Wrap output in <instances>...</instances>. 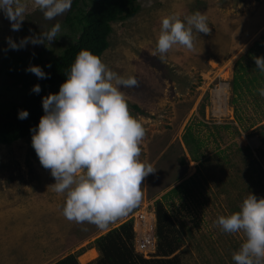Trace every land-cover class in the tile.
I'll use <instances>...</instances> for the list:
<instances>
[{
  "label": "rangeland",
  "instance_id": "374dc122",
  "mask_svg": "<svg viewBox=\"0 0 264 264\" xmlns=\"http://www.w3.org/2000/svg\"><path fill=\"white\" fill-rule=\"evenodd\" d=\"M138 3L136 15L112 23L101 59L118 74L138 80L122 91L145 129L139 158L156 170L142 181L141 203L104 228L70 221L63 215L66 194L49 187L55 178L41 165L32 133L1 143L0 264H52L69 254L80 264L90 263L100 254L94 242L98 236L127 220L134 232L141 229L137 213L147 205L154 212L158 199L181 233L177 253L182 264H235L233 252L245 236L224 232L216 220L238 211L250 192L264 196V96L257 91L264 87V72L253 59L264 55V0ZM196 11L206 15L211 31L193 30L192 49L174 45L163 59L153 55L162 17L175 13L183 19ZM67 13L49 21L28 0L22 27L13 31L0 12V68L10 51H42L45 57L62 53L79 35L65 22ZM56 22L61 32L51 44L5 51L6 37L19 42ZM31 79L41 80L33 73ZM235 82L240 83L236 89ZM31 86L0 73V104L21 102ZM93 249L96 255L83 262L81 257Z\"/></svg>",
  "mask_w": 264,
  "mask_h": 264
},
{
  "label": "clouds",
  "instance_id": "9594fccd",
  "mask_svg": "<svg viewBox=\"0 0 264 264\" xmlns=\"http://www.w3.org/2000/svg\"><path fill=\"white\" fill-rule=\"evenodd\" d=\"M46 20H53L71 9L73 0H31ZM28 0H0V12L19 31L25 20ZM193 30L211 31L207 17L200 11L185 16L165 15L161 19L156 48L163 59L174 45L194 47ZM31 31V30H30ZM61 32L56 22L48 30L20 38H5V51L19 50L28 44H49ZM264 72V55L254 56ZM51 67V64L47 65ZM38 78L50 74L40 65L25 69ZM59 91L42 98L44 114L30 129L32 146L41 165L51 170L57 193L66 194L63 215L77 223H91L99 228L127 215L142 200V181L154 173L151 163L141 160L140 143L145 136L142 123L134 117L122 88L138 85L135 76H123L111 70L97 54L81 49L65 73ZM32 92L40 93L36 84ZM264 96V87L257 89ZM28 110L18 112L25 119ZM216 223L226 233L243 232L245 239L233 252L235 264H264V196L250 192L239 210L220 215Z\"/></svg>",
  "mask_w": 264,
  "mask_h": 264
},
{
  "label": "trees",
  "instance_id": "16d2710c",
  "mask_svg": "<svg viewBox=\"0 0 264 264\" xmlns=\"http://www.w3.org/2000/svg\"><path fill=\"white\" fill-rule=\"evenodd\" d=\"M139 11L138 0H73L65 22L72 29L76 27L79 35L62 53L45 57L42 51L34 54L8 52L4 56L0 73L11 77L15 84L23 82L24 85L30 83L32 86L28 96L21 102L0 104V144L12 143L30 135V129L38 125L40 117L44 114L42 98L59 91L60 85L67 78L65 73L70 71L78 52L81 49H88L101 57L110 45L112 23L132 17ZM29 64L40 65L50 75L40 81L27 80L31 72L25 69ZM49 64L51 67H47ZM36 84L41 86V92L38 94L31 91ZM238 85L240 83L235 82L233 88L236 89ZM23 109L28 110L29 115L25 119H20L18 112ZM181 184L171 189L165 195V199ZM155 212L157 251L152 257H145L135 251L133 222L127 220L94 240L100 254L87 264H182L177 253L181 244V233L163 200L156 201ZM53 264L80 263L75 254H69Z\"/></svg>",
  "mask_w": 264,
  "mask_h": 264
},
{
  "label": "built area",
  "instance_id": "2783aa9c",
  "mask_svg": "<svg viewBox=\"0 0 264 264\" xmlns=\"http://www.w3.org/2000/svg\"><path fill=\"white\" fill-rule=\"evenodd\" d=\"M148 210V205L135 217L136 225L143 226L135 232V251L143 254L145 257H152L157 251V236H156V212ZM150 215V217H149ZM151 220V222H149Z\"/></svg>",
  "mask_w": 264,
  "mask_h": 264
},
{
  "label": "bare ground",
  "instance_id": "6f19581e",
  "mask_svg": "<svg viewBox=\"0 0 264 264\" xmlns=\"http://www.w3.org/2000/svg\"><path fill=\"white\" fill-rule=\"evenodd\" d=\"M213 63L215 64V62L213 61ZM223 87L222 88H220V90L222 91H225V86H226V84H223L222 85ZM221 87V86H220ZM227 93V92H226ZM227 105V104H226ZM228 107V106H227ZM98 251H96V250H92V251H89L87 254H84V256H82L81 257V259H83V262H85L87 259H88V257H90V255L91 256H95L96 255V253H97Z\"/></svg>",
  "mask_w": 264,
  "mask_h": 264
},
{
  "label": "crops",
  "instance_id": "0c3cea01",
  "mask_svg": "<svg viewBox=\"0 0 264 264\" xmlns=\"http://www.w3.org/2000/svg\"><path fill=\"white\" fill-rule=\"evenodd\" d=\"M97 250V249H96ZM53 264V263H52Z\"/></svg>",
  "mask_w": 264,
  "mask_h": 264
}]
</instances>
